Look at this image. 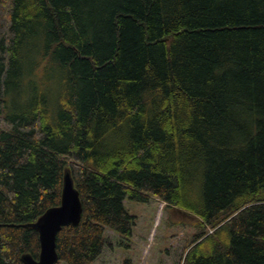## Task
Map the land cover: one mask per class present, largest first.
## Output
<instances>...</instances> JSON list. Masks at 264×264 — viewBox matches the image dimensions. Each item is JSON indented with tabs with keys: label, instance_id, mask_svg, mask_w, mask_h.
<instances>
[{
	"label": "trees",
	"instance_id": "obj_1",
	"mask_svg": "<svg viewBox=\"0 0 264 264\" xmlns=\"http://www.w3.org/2000/svg\"><path fill=\"white\" fill-rule=\"evenodd\" d=\"M66 168L57 264L151 196L197 229L183 264H264V0H0V264L39 257Z\"/></svg>",
	"mask_w": 264,
	"mask_h": 264
},
{
	"label": "rangeland",
	"instance_id": "obj_2",
	"mask_svg": "<svg viewBox=\"0 0 264 264\" xmlns=\"http://www.w3.org/2000/svg\"><path fill=\"white\" fill-rule=\"evenodd\" d=\"M125 207L135 215L132 235L105 231L106 245L93 264H183L197 229L187 215L151 196L148 201L125 199ZM64 264V263H61Z\"/></svg>",
	"mask_w": 264,
	"mask_h": 264
},
{
	"label": "water",
	"instance_id": "obj_3",
	"mask_svg": "<svg viewBox=\"0 0 264 264\" xmlns=\"http://www.w3.org/2000/svg\"><path fill=\"white\" fill-rule=\"evenodd\" d=\"M83 205L80 192L75 185L72 172L66 168L63 175L61 203L48 208L33 224L37 229L41 244L38 258L24 254L26 264H57V235L63 226L78 224L81 221Z\"/></svg>",
	"mask_w": 264,
	"mask_h": 264
}]
</instances>
